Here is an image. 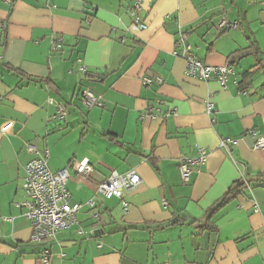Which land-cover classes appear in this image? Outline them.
<instances>
[{"label":"crops","instance_id":"crops-1","mask_svg":"<svg viewBox=\"0 0 264 264\" xmlns=\"http://www.w3.org/2000/svg\"><path fill=\"white\" fill-rule=\"evenodd\" d=\"M135 1L0 0V264H43L45 249L49 264H264V148L254 149L251 136L264 135V0H139L138 22L129 11ZM221 18L237 28L220 29ZM181 32L197 59L232 64L224 87L184 74L174 54ZM85 89L103 105L85 107ZM48 99L65 105L61 123ZM69 135L75 143L64 153ZM228 138L235 143L222 147ZM27 143L52 171L68 169L66 187L77 178L67 189L83 204L77 224L35 244L17 205L32 157ZM198 147L206 160L183 183L179 161ZM85 159L93 173L81 178L72 164ZM131 170L140 182L124 212L121 199L104 198L97 186L112 171ZM238 180L245 190L206 221Z\"/></svg>","mask_w":264,"mask_h":264},{"label":"built area","instance_id":"built-area-1","mask_svg":"<svg viewBox=\"0 0 264 264\" xmlns=\"http://www.w3.org/2000/svg\"><path fill=\"white\" fill-rule=\"evenodd\" d=\"M141 8L139 0H136L134 5L130 8V14L133 19L138 22L140 20L137 12ZM238 23L236 21H229L226 18H221L218 22L220 29H235ZM176 48L180 49L179 52L174 51L175 55H180L185 62L184 74L188 77L199 78L205 81L215 80L222 87L228 77H234L235 71L232 64L227 61L222 64H208L197 59L191 52L192 46L187 42L185 32H181L175 44ZM61 47V40L56 39L52 43V49L58 50ZM78 71L85 73L86 67L80 62L77 65ZM160 82V79H156ZM151 80L146 79L145 83H150ZM81 101L88 109L95 106H102L103 102L100 95L94 94L89 89L82 91ZM48 103L54 104L56 107V119L63 121L66 117V107L62 102H54L48 99ZM207 113H211L213 105L207 102ZM174 112V111H171ZM11 122L2 125L1 130L6 131ZM253 147L256 150L264 148V135L255 136ZM235 143L233 139H222L220 145L228 147ZM26 151L32 155L24 167V177L22 180V190L25 194V199L17 205L25 209V217L28 218L31 225V243H41L47 240L54 239L56 234L69 227L70 225L77 224L76 213L83 206L80 202L70 201V192L66 187V182L70 175L66 167L57 171H51L46 163L44 155H42L38 147L32 143L26 144ZM47 155V152L45 156ZM207 152L204 148H197V156L183 157L178 164V170L181 181L188 183L193 166L203 164L206 160ZM74 172L81 178H88L93 173V166L85 159L80 162L72 164ZM140 182V177L135 171H127L125 173H117L112 171L109 176L103 179L97 186V192L104 198L118 197L121 199L123 211L126 212L128 202L125 196L133 192ZM163 204H166L163 201ZM85 205L93 210L96 208L93 199L88 200ZM254 210L257 211L258 207L255 203ZM93 219L98 222L100 215L99 212H94ZM78 233H82L78 230ZM101 246V245H99ZM51 252L45 249L41 253V260L43 264H49Z\"/></svg>","mask_w":264,"mask_h":264},{"label":"trees","instance_id":"trees-1","mask_svg":"<svg viewBox=\"0 0 264 264\" xmlns=\"http://www.w3.org/2000/svg\"><path fill=\"white\" fill-rule=\"evenodd\" d=\"M247 49L244 51L246 52ZM236 53H233L230 56L231 60H234L236 57ZM88 76H90L88 74ZM94 76V75H93ZM247 78H249V75L247 76L246 73L242 75V79L240 81L241 84H245ZM47 85H49L51 88H54L53 83L49 79L42 80ZM84 91V90H83ZM102 100V97H101ZM65 120V119H64ZM246 188V182L243 180H238L234 182L225 192L224 194L214 203V205L208 209L206 213V221H210V219L213 217L214 213L219 210L221 207H223L228 201H230L233 198H236L239 194H241ZM205 226V225H204ZM203 226V227H204ZM209 227V226H208ZM212 227V226H211Z\"/></svg>","mask_w":264,"mask_h":264},{"label":"rangeland","instance_id":"rangeland-1","mask_svg":"<svg viewBox=\"0 0 264 264\" xmlns=\"http://www.w3.org/2000/svg\"><path fill=\"white\" fill-rule=\"evenodd\" d=\"M58 121V120H57ZM58 123H61V121H58ZM74 143H75V139H74V137L72 136V135H69V136H67L66 138H65V140H64V142L62 141L61 143H60V145H59V149L61 150V151H63L64 153H66V149H67V146L68 145H74ZM50 169V168H49ZM51 170V169H50ZM52 171V170H51ZM54 171V170H53ZM71 174H72V172H70ZM77 180V178H70V180L68 181V183H67V187L68 188H71L72 189V187H73V185H74V182ZM76 193L77 192H75V194H73V197L75 198V199H79L77 196L78 195H76ZM82 194L83 193V191H80L79 192V194Z\"/></svg>","mask_w":264,"mask_h":264}]
</instances>
